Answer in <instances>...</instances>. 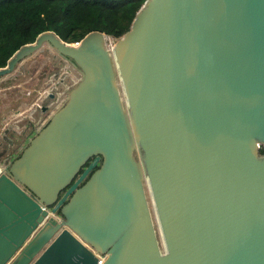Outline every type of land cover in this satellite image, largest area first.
Returning <instances> with one entry per match:
<instances>
[{"label":"water","instance_id":"1","mask_svg":"<svg viewBox=\"0 0 264 264\" xmlns=\"http://www.w3.org/2000/svg\"><path fill=\"white\" fill-rule=\"evenodd\" d=\"M105 38L0 67L79 72L0 170V264H264V0H143Z\"/></svg>","mask_w":264,"mask_h":264},{"label":"trees","instance_id":"2","mask_svg":"<svg viewBox=\"0 0 264 264\" xmlns=\"http://www.w3.org/2000/svg\"><path fill=\"white\" fill-rule=\"evenodd\" d=\"M142 1L0 0V67L18 46L45 30L66 42L78 41L91 30L117 38L128 29ZM258 152L264 153V147Z\"/></svg>","mask_w":264,"mask_h":264},{"label":"rangeland","instance_id":"3","mask_svg":"<svg viewBox=\"0 0 264 264\" xmlns=\"http://www.w3.org/2000/svg\"><path fill=\"white\" fill-rule=\"evenodd\" d=\"M111 44L110 38L106 46L109 48ZM78 76L75 67L44 44L19 61L10 73L0 77V132L4 130L3 134L13 141L9 156L0 158V161L10 158L23 146L21 137L23 130L26 132V120L41 113L40 125L44 123L50 112L63 102L66 90ZM43 105L46 108L40 111ZM157 238L160 241L158 235Z\"/></svg>","mask_w":264,"mask_h":264},{"label":"flooded vegetation","instance_id":"4","mask_svg":"<svg viewBox=\"0 0 264 264\" xmlns=\"http://www.w3.org/2000/svg\"><path fill=\"white\" fill-rule=\"evenodd\" d=\"M27 127H26V125L24 126V129H26ZM23 132H24V130H23ZM27 132V131H26ZM12 144H13V141H11L7 136H5L4 134H3V132H0V158H2V157H4V156H9V152H8V150H9V148L12 146ZM18 147V146H17ZM16 155V152H15V154H13V155H11V157L9 158V159H11L13 156H15ZM9 159H6L7 160V162L9 161ZM89 160H90V158L89 159H87V161L80 167V169H79V171L75 174V176L73 177V178H75L77 175H78V173L83 169V167L86 165V163H88L89 162ZM99 163V161L96 163V165ZM90 172V171H89ZM89 172L84 176V178L80 181V183L88 176V174H89ZM79 183V184H80ZM61 194V192L59 193V195Z\"/></svg>","mask_w":264,"mask_h":264},{"label":"crops","instance_id":"5","mask_svg":"<svg viewBox=\"0 0 264 264\" xmlns=\"http://www.w3.org/2000/svg\"><path fill=\"white\" fill-rule=\"evenodd\" d=\"M38 105V104H37ZM36 105V106H37ZM39 106V105H38ZM40 111H41V109H40ZM32 113V111H30V114ZM41 113H39V114H35L34 115V117H32L31 119H27L26 120V131L27 132H25V130H24V132H23V134H22V137H21V142L22 143H25L24 141H26V137L28 136V135H30L31 133H32V130L34 129H36V127L38 128V126L40 125V118H41V115H40ZM25 134V135H24ZM24 145V144H23ZM20 147H22V145L20 146Z\"/></svg>","mask_w":264,"mask_h":264},{"label":"built area","instance_id":"6","mask_svg":"<svg viewBox=\"0 0 264 264\" xmlns=\"http://www.w3.org/2000/svg\"><path fill=\"white\" fill-rule=\"evenodd\" d=\"M8 159H9V157H8ZM6 162H7L6 159H5L4 161H3V160L0 161V170H1L2 166H3ZM97 257L99 258V256H97ZM99 261H100V259H99Z\"/></svg>","mask_w":264,"mask_h":264},{"label":"bare ground","instance_id":"7","mask_svg":"<svg viewBox=\"0 0 264 264\" xmlns=\"http://www.w3.org/2000/svg\"><path fill=\"white\" fill-rule=\"evenodd\" d=\"M108 40H109L108 38H105V41H104L105 45H106V43H107ZM152 206H153V205H152Z\"/></svg>","mask_w":264,"mask_h":264}]
</instances>
